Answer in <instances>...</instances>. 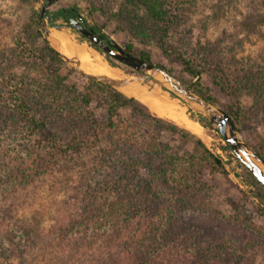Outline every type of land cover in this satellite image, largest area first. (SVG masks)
I'll return each instance as SVG.
<instances>
[{
  "label": "rangeland",
  "instance_id": "obj_1",
  "mask_svg": "<svg viewBox=\"0 0 264 264\" xmlns=\"http://www.w3.org/2000/svg\"><path fill=\"white\" fill-rule=\"evenodd\" d=\"M164 4L167 29L126 0H60L50 6L46 0H0V78L21 81L34 117L46 123L57 141L79 142L77 151L47 146L39 132H29L25 119L12 110L9 91L0 82V264H111L116 256L110 247L119 245L114 239L120 235L127 240L122 248L133 245L132 264H264V187L223 150L225 142L215 126L202 127L196 113L179 100L203 131L196 136L219 157L224 172L187 149L194 168L171 175L159 159L148 161L130 152L111 159L106 152L114 149V137L87 147L92 130L86 115L72 106L63 108L69 100L54 87V71L79 92H86L87 83L72 65L56 63L43 40L54 48L52 37L64 33L91 47L61 20L55 21L56 29L45 19L38 37L35 18L42 7L53 12L75 6L98 31L123 49L128 47L135 57L144 55L151 64L170 71L187 88L195 82L184 70L183 62L188 63L199 74L210 104L224 112L236 110L239 138L264 156V19L256 16L264 15V0H164ZM113 63L129 78L143 75ZM160 80L146 79L141 91L168 93ZM117 90L154 114L140 98ZM165 139L180 146L177 138ZM150 164L152 174L145 171ZM112 166L123 177L119 181L124 188L135 187L141 194L115 196L118 177ZM183 181L191 188L182 187ZM25 226L31 228L30 238L21 232ZM129 227L135 235L131 244V235L123 236ZM162 245L171 246L172 252L155 254ZM134 247L143 253L137 256Z\"/></svg>",
  "mask_w": 264,
  "mask_h": 264
},
{
  "label": "trees",
  "instance_id": "obj_2",
  "mask_svg": "<svg viewBox=\"0 0 264 264\" xmlns=\"http://www.w3.org/2000/svg\"><path fill=\"white\" fill-rule=\"evenodd\" d=\"M20 1L23 3H29L34 0ZM126 1L132 4L139 5L144 10L148 19L162 25L164 29H167L169 21L167 18L164 0ZM77 10V7L69 6L66 9L53 12L45 10L42 15L40 10L35 18L36 27L38 30V37L41 38L40 30L43 29L45 19L48 21L50 26H55V21L60 19L63 21L65 26L72 28L67 21L68 16H66V13L70 14V17H72V12H76ZM256 16L257 19H264V15L258 14ZM81 37L82 39L87 41L83 36ZM43 41V47L46 52L52 57V59L60 65L63 64V61L58 57V55L53 51V49L48 45V43L45 40ZM87 43L96 52L101 55H104L105 60L111 66H117L115 65V63H113V60L107 55H105L100 49L92 45L89 41H87ZM124 50L134 56V54L128 47L124 48ZM139 58L150 63V60L144 55H140ZM183 67L185 72L195 79V82L188 87H192V89L203 100L212 104V99L203 94L202 87L199 83V74L196 71L192 70V68L186 62H183ZM70 71H73V69H70ZM168 73L171 72L168 71ZM54 79L55 80L53 82L55 83V89L60 90L64 95H66L67 99L69 100V105L66 101V106H63V108L68 106L75 107L78 109V111L80 110L81 113H83L87 117L90 129L92 130L90 136V140L92 141L89 145L88 142H90V140L87 139V147L94 146V141L100 142L102 138L107 139L114 137L116 140L114 149L106 152L107 154H109V157L111 159H117L116 157H118L119 155H124L123 153L127 154L129 152L130 154L134 155H143L148 161L159 159L162 161V167L170 171L171 175L173 172L187 173L188 171L190 172L192 168H194V164H191L190 161V159L193 158V155H189V157L187 158V155L191 153L187 149H191V151L198 153L204 161L214 165L216 168L219 169L220 172H224V168L219 157L210 153L200 138H198L196 135L192 134L188 130L177 126L173 122L152 114L143 104H141L134 97H129L124 93L118 91L117 89L112 88L106 84L94 82L87 79H85L87 83L86 92H79L73 85L66 83L65 79L60 77V75L56 71H54ZM0 82L9 91L11 101L10 105L12 110L17 115L25 119L26 128L29 132H39L40 136L47 143V146H49L51 149H56L60 152L78 150L79 142H70L64 144L60 143L59 141H57L55 135L47 130L46 123L44 121L36 120L31 107L24 100V97L22 95V83L18 78L1 77ZM171 96L173 95L171 94ZM225 112L233 120L235 126H237L240 122V116L238 115L236 110H233L231 108L229 110H226ZM196 116L197 121L202 127L213 129V125L208 122L205 118L197 114ZM214 131L218 134L219 138L221 139L218 130L214 128ZM166 135L172 138H177L178 144L180 146H177L176 148L173 147L171 143L166 141ZM222 148L224 151H227L228 153L232 154L231 150L226 144L223 145ZM179 151L182 152V154ZM254 152L264 161V156L261 153H258L256 151ZM233 158L239 166L246 169L241 163L237 161L234 156ZM150 165L146 169L143 167L141 168L145 169V171L152 174V171L149 168L153 165ZM116 169L118 168L112 166L111 172H114L115 178L118 177V181L113 184L115 186V191L113 194L120 198L122 196L132 197L136 193L141 194L138 189H135V187L124 188V186L120 182L121 178L123 177H119V173ZM138 170L139 168L136 167L134 173L138 172ZM247 172L258 184H260L249 173V171ZM122 175L124 176L125 174L122 172ZM183 183L185 182L183 181ZM182 187H185V189L187 190L191 188V186L187 183L182 185ZM28 226H25V228H23L21 232L25 235V237L30 238V234L32 232L30 230L31 228ZM129 228H126L124 230L123 236L127 237L126 234H130L131 236L128 235L130 236L128 244H131V242L135 238V235L133 233L132 228ZM126 242L127 240H125V238L123 239L121 235L119 236V238L114 239V243L119 245H116L117 247H114L113 245L110 247L111 250L114 249L113 254H115L116 256V258L111 261V264L133 263V261L135 260L134 258H136L135 254L130 251L132 250L133 245L126 248H122V244ZM148 248H152V243L150 244V246L144 248V253L148 251ZM170 249L171 246L166 247V245H162L158 249H156L155 254L166 256L168 252H172L170 251ZM142 250L143 249L138 250L136 247L133 248V251L137 253V256L143 253ZM173 254L175 253H172L171 255Z\"/></svg>",
  "mask_w": 264,
  "mask_h": 264
},
{
  "label": "water",
  "instance_id": "obj_3",
  "mask_svg": "<svg viewBox=\"0 0 264 264\" xmlns=\"http://www.w3.org/2000/svg\"><path fill=\"white\" fill-rule=\"evenodd\" d=\"M51 1L52 0H46V5L50 6ZM59 1L60 0H58V2ZM45 10L46 7H42L41 15ZM83 22L84 20L81 17L79 18V21L75 20L74 18L68 19V23L73 29H75L92 45L100 49L105 55H107L117 63L123 64L136 72L142 73L143 75L123 80H113L104 76L90 75L80 69L79 63L77 61L67 58L62 53H60V51L52 48L49 45L64 63L72 65L74 70L87 80L106 84L115 89L125 86H140L148 78L160 77V83L168 89L169 94H172L176 99L181 100L182 102L187 104L196 114L205 118L208 122L215 126L221 139L229 147L237 161L241 163L250 172V174L264 187V174L261 169V167L264 168V161L257 154L251 151L247 144L239 138L236 126L226 112L215 108L209 102L195 95V93L184 86L180 81H178L167 71L131 55L120 45H118L114 40L110 39V44H105L99 35L95 34L91 30L85 29L81 25V23ZM54 27L58 29V26ZM44 36L46 39H48L49 37L46 31L44 32ZM108 65L112 68H117L115 66H111L109 63Z\"/></svg>",
  "mask_w": 264,
  "mask_h": 264
},
{
  "label": "bare ground",
  "instance_id": "obj_4",
  "mask_svg": "<svg viewBox=\"0 0 264 264\" xmlns=\"http://www.w3.org/2000/svg\"><path fill=\"white\" fill-rule=\"evenodd\" d=\"M52 39L54 40L53 47L67 58L77 61L80 69L85 73L94 76H104L113 80L131 79L117 68L110 67L104 61L103 57L98 52L87 47L84 44L85 42L81 44L72 41L64 37V33L52 37ZM142 87L143 86H125L120 87V90L140 98L156 116L170 119L195 135L200 136L202 134V129L196 122L188 117L185 105L178 99L171 97L170 94L161 89L145 93L141 91ZM261 169L264 174V168L261 167Z\"/></svg>",
  "mask_w": 264,
  "mask_h": 264
},
{
  "label": "flooded vegetation",
  "instance_id": "obj_5",
  "mask_svg": "<svg viewBox=\"0 0 264 264\" xmlns=\"http://www.w3.org/2000/svg\"><path fill=\"white\" fill-rule=\"evenodd\" d=\"M58 0H52L51 1V4H53V3H56ZM67 8V7H66ZM66 8H64V9H66ZM58 10H63V9H61V8H58L56 11H58ZM72 17H70V14H68V13H66V16H68V19L69 18H74L75 20H77V21H79V18H80V16H79V14H78V12L76 11H73L72 12ZM68 19H67V21H68ZM60 20V19H59ZM62 21V20H61ZM81 25L85 28V29H87V30H91V31H93L95 34H97V35H99L101 38H102V40H103V42L105 43V44H107V45H109L110 44V39L111 38H109V37H107L104 33H102V32H100V31H98V29L95 27V26H93L92 24H89L88 22H86L85 20H84V22L83 23H81ZM82 36V35H81Z\"/></svg>",
  "mask_w": 264,
  "mask_h": 264
}]
</instances>
